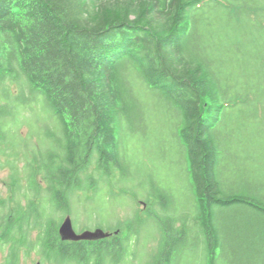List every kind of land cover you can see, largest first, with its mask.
<instances>
[{
	"label": "trees",
	"instance_id": "trees-1",
	"mask_svg": "<svg viewBox=\"0 0 264 264\" xmlns=\"http://www.w3.org/2000/svg\"><path fill=\"white\" fill-rule=\"evenodd\" d=\"M7 79L21 91L0 88V146L34 160L25 187L14 171L12 198L0 197L5 264H19L22 248L56 264L129 263L139 216L112 240L68 241L55 214L74 210L77 191L98 190L92 166L107 178L126 167L120 122L153 123L160 106L176 119L175 154L190 177L182 201L194 209L164 200V214L153 211L162 232L151 264H264V0H0ZM39 113L61 136L41 121L32 133Z\"/></svg>",
	"mask_w": 264,
	"mask_h": 264
},
{
	"label": "rangeland",
	"instance_id": "rangeland-1",
	"mask_svg": "<svg viewBox=\"0 0 264 264\" xmlns=\"http://www.w3.org/2000/svg\"><path fill=\"white\" fill-rule=\"evenodd\" d=\"M5 87L10 88L12 94L21 91L18 84H12L9 79L5 84H0V88ZM136 87L139 98L143 100L144 96L145 99H148L147 93L149 92L144 88L142 91V87H144L142 83L138 82ZM23 90L29 93L28 87ZM148 106L150 108L149 112L154 111L157 116L154 117L153 114V123L139 121L138 119L130 123L127 119H124L119 124H122L124 151H129L126 167L114 169L112 175L107 178L95 171L96 166H92L88 172H94L97 178L100 177L98 190L96 192L91 189L85 190V192L77 191L73 204L74 210L69 214L77 232L101 228L114 233L118 227L122 226V231L118 232L121 235L128 233L126 223L129 219L139 216L142 219L139 234L133 236V240H131L133 243L130 244V249L135 251V254L130 255L127 264H151L152 255L157 251L162 232L153 211L155 210L159 215L164 214V210L159 206L162 205L164 200L172 203L171 211H174L176 206H180L183 214L188 212L191 215L194 209L190 202L182 201V197L186 193L189 196L191 195V191H189L190 177L183 161L175 154L178 139L175 135L176 119L174 114L170 108L165 106H160V108L153 109V111H151V105L148 104ZM40 110L43 115L42 109ZM145 115L149 116L147 113ZM41 118L37 121L38 127L37 123L34 124V132L32 133H37V131L43 129L39 124V121H41L44 128L51 131L50 133L55 132L61 136V132L57 130L60 129L61 125L57 120L54 121L53 117ZM4 123L3 121L1 124L5 129ZM11 125L14 127V123ZM117 128L120 132V127ZM28 131L29 127H24L22 135L24 136ZM163 131L165 135H161ZM11 132V130L8 131V133ZM166 137L169 139V144L164 146L162 140ZM11 140L15 142L13 139ZM32 140L31 145L33 144V148L41 146L39 145V137L33 136ZM28 149H32L31 146ZM32 156L31 153L12 150L10 144L0 146L1 198H12V189L16 182L12 176L14 171H17L22 177L21 183L25 187L24 185L27 182L24 171L26 165L34 160ZM125 174H127V177H125ZM21 192L23 193L24 190H21L20 194L18 193L19 196H21ZM89 197L94 198L88 201L87 198ZM21 200L26 203L24 197ZM59 214L56 213L55 217H58L60 223L66 215ZM190 223H193V220ZM38 234L39 228L36 227L31 231V239L36 240ZM113 238V236L108 237L109 240ZM193 246H190L186 252H191ZM26 252L27 250L22 248L19 264H36L38 261L42 264H56L46 260L45 256L37 249H32L29 254ZM7 256L8 246L0 250V264H5ZM181 261H178L179 264L183 262ZM71 264L77 263L73 262ZM187 264H196L195 258H189Z\"/></svg>",
	"mask_w": 264,
	"mask_h": 264
},
{
	"label": "water",
	"instance_id": "water-1",
	"mask_svg": "<svg viewBox=\"0 0 264 264\" xmlns=\"http://www.w3.org/2000/svg\"><path fill=\"white\" fill-rule=\"evenodd\" d=\"M59 234L62 240H68V241L99 240L102 238H107L110 235H112L111 232H107L101 228H97L95 230H84L82 232H77L76 229L74 228V224L70 215H67L62 221L59 227ZM36 264H42V263L38 261Z\"/></svg>",
	"mask_w": 264,
	"mask_h": 264
}]
</instances>
